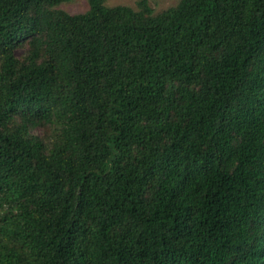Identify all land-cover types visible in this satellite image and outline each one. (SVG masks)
<instances>
[{"label": "trees", "instance_id": "1", "mask_svg": "<svg viewBox=\"0 0 264 264\" xmlns=\"http://www.w3.org/2000/svg\"><path fill=\"white\" fill-rule=\"evenodd\" d=\"M63 1L0 0V264H264V0Z\"/></svg>", "mask_w": 264, "mask_h": 264}, {"label": "rangeland", "instance_id": "2", "mask_svg": "<svg viewBox=\"0 0 264 264\" xmlns=\"http://www.w3.org/2000/svg\"><path fill=\"white\" fill-rule=\"evenodd\" d=\"M151 5L153 6L156 13H160L167 9L168 7L174 6L178 0H148ZM109 6H115V5H129L133 7L134 9H138L137 2L138 0H106L105 1ZM57 7L75 14V13H81L88 9V1L87 0H65L61 2ZM28 45L26 42H24L21 46H17L14 48L13 53L15 58L18 60V62H22L23 59L27 56L29 50ZM175 85V83H174ZM171 87V86H169ZM177 98H174V101L176 102ZM175 109V108H174ZM174 109L170 110V119H173L175 117V111ZM18 120L15 122L17 123ZM59 126V125H58ZM30 133L33 135H37L39 137H42L45 141L54 139L58 134V127L56 125H47L44 127L36 126L32 129H29ZM1 215V212H0Z\"/></svg>", "mask_w": 264, "mask_h": 264}]
</instances>
